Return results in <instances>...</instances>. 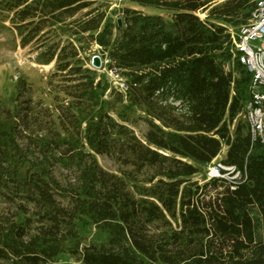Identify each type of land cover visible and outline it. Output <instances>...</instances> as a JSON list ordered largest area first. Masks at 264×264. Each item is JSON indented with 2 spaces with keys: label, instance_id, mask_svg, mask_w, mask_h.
Segmentation results:
<instances>
[{
  "label": "trees",
  "instance_id": "1",
  "mask_svg": "<svg viewBox=\"0 0 264 264\" xmlns=\"http://www.w3.org/2000/svg\"><path fill=\"white\" fill-rule=\"evenodd\" d=\"M96 1L0 0L2 25L34 45L35 62L54 65L52 104L25 77L11 104L0 98V260L57 264L69 253L72 264H264V143L247 123L230 127L251 73L233 57L228 29L248 22L256 0H133L169 17L125 7L117 35ZM83 10L77 32L108 52L127 85L112 92V109L126 100L144 111L145 139L109 112L83 127L95 80L51 26ZM223 144L221 162L238 175L193 181ZM84 219L108 240L82 244Z\"/></svg>",
  "mask_w": 264,
  "mask_h": 264
},
{
  "label": "rangeland",
  "instance_id": "2",
  "mask_svg": "<svg viewBox=\"0 0 264 264\" xmlns=\"http://www.w3.org/2000/svg\"><path fill=\"white\" fill-rule=\"evenodd\" d=\"M225 1L226 0H212L210 3L211 6H213L220 5ZM95 6H97L100 11L105 12V23H112L115 35L118 34V19L122 20L121 14L125 7L136 8L142 10L146 14H164L169 17V12L164 9L155 6H140L133 0H97ZM84 11L85 10L73 16H63L54 19L51 23L53 30L57 34H60L63 40L73 41L80 49V56L90 68L95 80V87L90 97L92 108L88 113H81L80 116L83 127L86 128L92 120H97L103 113L109 112L118 120L129 125L140 138L145 139L148 123L144 111L126 100L117 105L116 110L112 109L114 106L112 104V92L122 90L121 79L123 78L121 77L120 79L116 73L113 72V69L110 68L108 52H104L102 47L95 41L86 42L85 39L82 38V34L90 33L77 32L78 23L83 17ZM206 14L207 12L203 10L198 12L200 18L203 19L206 17ZM4 24L6 26H3L0 20V98L4 99L6 103L11 104L15 93L16 82L25 77L31 84L34 97L41 98L52 104V95L49 91L48 81L51 73L54 71V65H43L35 62L34 58L36 52L34 51V45L21 46L19 38H16V32L12 25H10L9 22H4ZM169 26L171 25L169 24ZM171 29L173 30V28ZM237 29L238 28L229 26L228 30L236 31ZM94 55L101 56L103 62L101 68H96L92 65V58ZM226 68L232 69V65L227 63ZM249 99L250 96L248 95L244 102V106L247 105ZM238 122L247 123L243 111L238 114L234 122L230 125L232 132ZM226 151L227 146L223 144L217 159L208 166H214L219 162L220 159L218 158L225 156ZM97 158L103 167L109 170L117 169V165L109 157L97 155ZM208 166L200 165L199 172L192 177V180L203 183V180L207 177ZM232 172L231 169L224 168V175L227 177H231L230 174ZM233 175H235V173ZM79 234L83 237L81 239L82 244L106 242L109 236L107 231L98 229L86 219L79 223ZM56 262L57 264H72L76 262V258L69 253H62L59 255ZM0 264L8 263L0 260Z\"/></svg>",
  "mask_w": 264,
  "mask_h": 264
},
{
  "label": "built area",
  "instance_id": "3",
  "mask_svg": "<svg viewBox=\"0 0 264 264\" xmlns=\"http://www.w3.org/2000/svg\"><path fill=\"white\" fill-rule=\"evenodd\" d=\"M229 32L233 57L251 73L248 86L250 99L243 107L246 122L253 138H260L264 143V0L255 1L247 23L241 25L236 31L229 30ZM113 72L121 79L114 69ZM121 80L122 90H125L126 82ZM224 168L231 169L232 173L236 169L235 166L225 165L220 160L214 166H208V178L227 177L224 175ZM236 175L238 172L234 177Z\"/></svg>",
  "mask_w": 264,
  "mask_h": 264
},
{
  "label": "water",
  "instance_id": "4",
  "mask_svg": "<svg viewBox=\"0 0 264 264\" xmlns=\"http://www.w3.org/2000/svg\"><path fill=\"white\" fill-rule=\"evenodd\" d=\"M118 25H122V20L118 19ZM102 58L99 55H94L92 58V65L96 68H101L102 67Z\"/></svg>",
  "mask_w": 264,
  "mask_h": 264
},
{
  "label": "crops",
  "instance_id": "5",
  "mask_svg": "<svg viewBox=\"0 0 264 264\" xmlns=\"http://www.w3.org/2000/svg\"><path fill=\"white\" fill-rule=\"evenodd\" d=\"M224 157H225V156H223V157H220V158H218V159H220V160H221V159H222V158H224ZM216 159H217V158H215V160H216Z\"/></svg>",
  "mask_w": 264,
  "mask_h": 264
}]
</instances>
